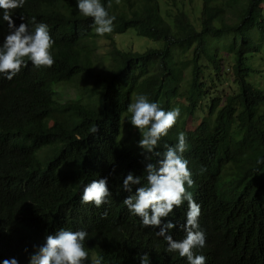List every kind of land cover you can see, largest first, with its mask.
Wrapping results in <instances>:
<instances>
[{
    "label": "trees",
    "instance_id": "16d2710c",
    "mask_svg": "<svg viewBox=\"0 0 264 264\" xmlns=\"http://www.w3.org/2000/svg\"><path fill=\"white\" fill-rule=\"evenodd\" d=\"M101 2L116 16L104 36L76 0H26L13 12L17 26L32 29V17L49 24L55 64L29 62L12 80L0 74V261L27 264L33 244L65 228L88 232L87 264L96 255L102 264H139L145 252L151 264H187L123 204L128 171L146 183L127 110L146 94L181 109L159 150L186 132L206 264H264V163L256 162L264 158V0ZM2 16L0 42L9 31ZM128 30L154 45L134 38L145 45L119 46ZM105 176L109 203L82 204L83 186ZM186 210L187 202L169 219L182 224ZM170 234L185 235L179 227Z\"/></svg>",
    "mask_w": 264,
    "mask_h": 264
},
{
    "label": "clouds",
    "instance_id": "9594fccd",
    "mask_svg": "<svg viewBox=\"0 0 264 264\" xmlns=\"http://www.w3.org/2000/svg\"><path fill=\"white\" fill-rule=\"evenodd\" d=\"M26 0H0L3 10L2 19L9 29L0 42V74L12 80L30 62L36 68H51L55 64L50 26L31 18L33 28L21 22L18 26L13 20V12L22 8ZM101 0H76V8L85 18H91L98 36L110 34L115 29L116 16ZM21 21L24 17L20 16ZM131 114L130 125L137 129L140 138L137 146L143 157L142 183L140 175L128 171L122 179V191L127 193L123 204L128 211L139 217L144 227L154 228L155 235L167 243V252H176L186 258L187 264H206V256L197 250L206 246V234L201 228V205L189 189L195 187L193 173L188 167L184 153L188 150L187 134L180 131L174 145L161 141L169 133L181 116V109L174 107L165 110L159 102L152 101L146 94H137L128 105ZM100 131L98 124H93L89 133L95 135ZM257 164L264 163V158H257ZM203 167L201 172L205 171ZM111 175V173H110ZM108 177L93 179L85 184L81 193L82 204H93L99 208L109 203L112 192L108 186ZM187 202L185 221L177 224L169 219L176 208ZM106 215V213H105ZM179 227L185 233L182 239H175L171 230ZM88 239L86 230L60 228L45 236L42 244H33L28 253L27 264H87L89 251L85 247ZM28 252V248H24ZM103 256H93L90 264H102ZM0 264H19L16 257L3 259ZM139 264H151L149 253L140 255Z\"/></svg>",
    "mask_w": 264,
    "mask_h": 264
},
{
    "label": "rangeland",
    "instance_id": "374dc122",
    "mask_svg": "<svg viewBox=\"0 0 264 264\" xmlns=\"http://www.w3.org/2000/svg\"><path fill=\"white\" fill-rule=\"evenodd\" d=\"M132 32H133V30H128L125 34H122V35H120V36H118L116 38L119 46H125V45L131 44L132 47L141 48V47H143L145 45L143 42H138L137 39H134V38H138L139 40L143 39V41L146 42L147 45H154V43L148 41L145 38H141V37H137V36L132 37V35H130ZM262 68H264V62H262ZM262 74H263V77H264V71H263ZM259 81H260V85L264 87V79H261ZM192 121H187V127L188 128H191V129L193 128L194 125L192 124ZM197 122L198 121H196V123Z\"/></svg>",
    "mask_w": 264,
    "mask_h": 264
},
{
    "label": "bare ground",
    "instance_id": "6f19581e",
    "mask_svg": "<svg viewBox=\"0 0 264 264\" xmlns=\"http://www.w3.org/2000/svg\"><path fill=\"white\" fill-rule=\"evenodd\" d=\"M8 137V136H7Z\"/></svg>",
    "mask_w": 264,
    "mask_h": 264
}]
</instances>
